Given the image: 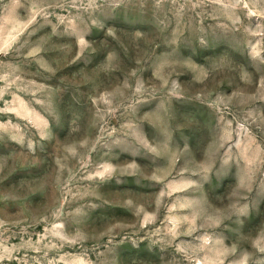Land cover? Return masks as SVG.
<instances>
[{
	"label": "clouds",
	"instance_id": "obj_1",
	"mask_svg": "<svg viewBox=\"0 0 264 264\" xmlns=\"http://www.w3.org/2000/svg\"><path fill=\"white\" fill-rule=\"evenodd\" d=\"M29 3L26 23L20 29L9 35L8 26L0 25V82L5 87L15 85L34 58L29 50L32 32L23 40L20 37L37 16L50 24L48 17L56 15L59 8L69 13L60 18L62 22L72 21L84 30L81 34L90 40L88 58L77 55L71 64L106 102L103 112H97L104 131L96 143L101 146L98 154L114 161L110 167L86 175L90 183L84 194L99 198L113 183L123 186L132 180L139 184L140 176L163 166L157 157L164 156L170 168L181 165L179 178L184 181L177 189L181 195L176 201V208H182L184 214L176 226L187 225L189 233H196L192 246L179 249L183 259L190 264H237L229 257L235 256L237 244H243L251 222L264 223V0ZM20 5L21 0L7 4L0 0L5 12ZM121 33L129 34L134 64L122 60L114 49L99 47L108 37L119 39ZM45 70L51 73L52 86L45 89L41 103L53 106L54 113L41 139L27 142L29 152L39 148L45 153L52 139L72 130L76 114L75 110H60L65 96L73 100L75 96L67 87L58 92L56 69ZM3 131L5 125L0 124ZM11 143L23 147L22 141H5L7 151L0 155L13 150ZM79 143L85 153L92 148L86 139ZM129 160L136 163L120 167ZM27 179H13L0 168V202L7 207L4 192L18 186L23 189ZM60 192L63 200L52 211L60 221L56 231L76 232L70 241L73 244L92 241V247L84 249L87 264H127L126 246L138 251L142 244L148 253L159 257L160 264H182L169 251L177 232H149L143 239L126 233L124 239H118V234L108 230L85 237L92 214L102 205L78 201L65 212L64 204L76 196L66 184ZM21 197L26 199V193L22 191ZM4 227L0 220V229ZM229 242H233L231 247L226 246ZM259 251L264 253V247ZM89 252L95 259L88 257ZM254 255L245 254L244 264H264L254 260Z\"/></svg>",
	"mask_w": 264,
	"mask_h": 264
},
{
	"label": "rangeland",
	"instance_id": "obj_2",
	"mask_svg": "<svg viewBox=\"0 0 264 264\" xmlns=\"http://www.w3.org/2000/svg\"><path fill=\"white\" fill-rule=\"evenodd\" d=\"M29 8V0H21L20 6H12L7 12L0 8V25H7L10 35L26 23ZM71 11L75 15V9ZM55 12L56 15L48 17L50 24L46 25L43 18L37 16L35 22L26 25L20 39H25L32 32L29 50L33 51L34 58L21 80L8 87L0 82V89H3L0 93V124L5 125V131L0 132V153L7 151L3 148L5 141L23 142V147L11 143L9 148L13 150L0 155V168L13 179L16 176L28 178L23 189L18 186L4 192L7 207L5 202H0V220L5 223V227L0 229V264H87L84 249H90L92 241L84 239L81 244H73L70 241L76 237V232L56 231V224L60 221L55 220L52 211L63 200L60 187L65 184L76 196L64 204L65 212L71 211L78 201L102 205L99 212L92 214L93 221L83 233L85 237L108 230L118 234V239H124L126 233H133V239H143L149 232H177L173 238L174 247L169 251L182 260V264H190L183 259L179 249L192 246L196 233H189L187 225L177 227L175 223L184 214L182 208H176L177 197L181 195L177 189L184 183L179 178L180 164L170 168L166 157L160 156L157 158L163 166L140 176L139 184L132 180L123 186L113 183L111 190L99 198L84 194L90 183L86 175L114 163L98 154L101 146L96 143L104 131L102 124L97 122V112L98 109L103 112L106 102L96 95L90 80L75 72L71 64L77 55L88 58L89 38L82 35L84 30L72 21L62 22L60 18L68 16V12L59 8ZM8 38L6 35L5 40ZM99 47L114 49L122 60L135 63L128 33H121L119 39L108 37ZM46 67L56 69L57 91L67 87L75 96V100L65 96L60 110L66 108L69 113L75 110L76 114L72 118V130L61 132L58 140L52 139L45 153H41L39 148L29 152L27 142L33 138L41 139L54 113L53 106L46 107L41 103L45 99V89L52 86L49 82L51 73L45 70ZM201 115L206 118L207 113ZM227 119L231 121L232 115L229 114ZM85 139L92 145L87 153L79 143ZM135 163L123 161L120 167L129 168ZM22 191L26 193V199L21 197ZM78 192L81 195L77 196ZM250 228L242 237L243 244H237L235 256L229 257L237 264H244L248 253H254L257 262L264 261V253L259 251L264 247V223L258 224L253 219ZM232 243L226 246L231 247ZM126 247L127 264H160L159 257L148 253L145 245L142 244L138 251L131 249L130 245ZM88 257L95 259L91 252Z\"/></svg>",
	"mask_w": 264,
	"mask_h": 264
}]
</instances>
